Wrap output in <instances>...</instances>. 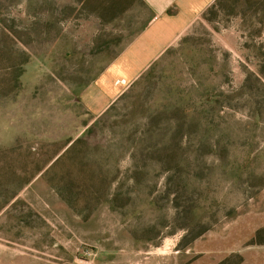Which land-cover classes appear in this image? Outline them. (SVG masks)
Wrapping results in <instances>:
<instances>
[{
  "label": "rangeland",
  "instance_id": "obj_1",
  "mask_svg": "<svg viewBox=\"0 0 264 264\" xmlns=\"http://www.w3.org/2000/svg\"><path fill=\"white\" fill-rule=\"evenodd\" d=\"M148 13L0 0V264H264V0H217L91 115Z\"/></svg>",
  "mask_w": 264,
  "mask_h": 264
},
{
  "label": "crops",
  "instance_id": "obj_2",
  "mask_svg": "<svg viewBox=\"0 0 264 264\" xmlns=\"http://www.w3.org/2000/svg\"><path fill=\"white\" fill-rule=\"evenodd\" d=\"M141 1L149 12L144 26L79 96L82 106L93 116L108 110L217 0Z\"/></svg>",
  "mask_w": 264,
  "mask_h": 264
}]
</instances>
